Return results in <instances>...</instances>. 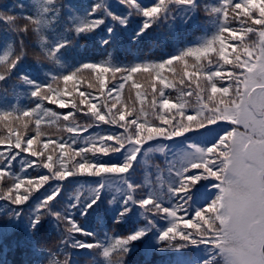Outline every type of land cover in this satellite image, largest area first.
<instances>
[{"label": "snow or ice", "instance_id": "6c2138e0", "mask_svg": "<svg viewBox=\"0 0 264 264\" xmlns=\"http://www.w3.org/2000/svg\"><path fill=\"white\" fill-rule=\"evenodd\" d=\"M115 3L119 11L111 0H93L84 8L72 0H32L27 16L0 11L5 26L0 82L14 78V87H23L36 101L28 109L19 104L0 107V125L7 133H0V201L5 202L0 215L7 217L9 227L24 218L34 250L45 221L63 226L65 258L49 264H80L69 248L85 250L79 254L85 264L87 258L91 264H127L137 243L143 245V264L170 251L177 255L162 264H264V0ZM19 7L23 10L24 5ZM200 11L208 14L210 32L166 59L121 68L110 53L104 61L107 67L76 58L80 41L96 36L98 29L104 32L100 43L106 48L118 47L125 35L128 41L152 37L154 45L163 44L175 40L178 25L196 26ZM163 22H168L167 30L160 38L156 33ZM29 32L46 62L26 63L23 37ZM188 58H194V72L184 76L196 77L192 83L181 77L183 87H178L161 78L166 66L174 61L187 65ZM141 70L154 72L161 86L153 82L149 104L137 108L122 102L120 90L125 87L122 81H132ZM84 72L97 73L98 88L86 82L103 96L99 106L89 98L91 92L78 89L79 99L68 102L73 111L61 115L44 106L48 101L67 108L63 97L73 94L67 84L72 81L75 87ZM106 72L116 81L110 86L103 77ZM117 73L122 74L120 80ZM132 87L139 89L140 84L133 81ZM136 97L143 105L139 91ZM74 112L83 113L86 122L77 123ZM32 117L34 127L29 130L33 121L24 118ZM61 120L66 138L48 136L41 129L42 121ZM17 123L24 132L13 127ZM173 138L180 139L169 158L172 146L164 141ZM156 153L164 155L165 165L163 170L155 165L152 174L147 165ZM45 169L48 174L28 175V170ZM65 181L75 193L61 204L64 188L59 182ZM49 182L50 193H39ZM101 212L124 226V233L88 230L76 218ZM185 249L191 254L185 255Z\"/></svg>", "mask_w": 264, "mask_h": 264}, {"label": "trees", "instance_id": "16d2710c", "mask_svg": "<svg viewBox=\"0 0 264 264\" xmlns=\"http://www.w3.org/2000/svg\"><path fill=\"white\" fill-rule=\"evenodd\" d=\"M62 2L67 3L68 0H62ZM74 4H76L80 8L87 7L88 4L92 3L93 0H72ZM113 3V7L117 8V11L120 10L117 7L115 0H111ZM145 3L151 2V0H144ZM203 3H214L215 0H200ZM24 5L23 10L20 9V5ZM31 4L32 0H0V11L7 12L8 14L14 16H27L31 14ZM63 15V11H62ZM196 26L189 24L188 26H177L176 33H175V40H169L164 42L163 44L154 45L152 43V37L145 38L139 42L136 41H128L126 35L122 41V43L118 47H105L102 43H100V36L104 35V32L100 29L96 30L97 35L88 39V40H81L80 45L81 47L77 50L76 58L77 59H84L86 62H97L101 63L102 66L107 67L108 65L104 64V61L108 58L106 53H110L116 57L117 62L121 68H126L130 64H134L141 61H158L161 57L168 58L169 55L175 54L177 49L195 46L200 37H202L206 32H210V25H209V17L208 14L200 11L195 18ZM20 21L25 22L23 19ZM136 21L134 20L132 23L134 24ZM168 22H163L159 25V30L156 35L162 38L163 33L167 30ZM5 26L0 23V35L4 34ZM227 35V34H225ZM25 40V44L27 46V64L35 63L37 60L42 62L44 61L43 55L40 52V49L35 46L37 44L36 36L29 32L27 36L23 37ZM234 41L226 40V44H231ZM219 47V45H217ZM229 53H231V49L229 48ZM230 58L232 56L230 55ZM194 58L187 59V65L182 62H173L172 65L166 66L163 70H161V78L167 79L169 82L175 83L178 87H183L179 85L180 75L178 70V66H187L189 69L194 71L192 65L194 64ZM228 67V66H225ZM171 69V70H170ZM151 70H149L150 72ZM143 70L139 71L138 73L133 74V80L127 81L124 80L122 82L125 83L124 89L120 90L121 100L125 104L132 106L133 104L139 108L141 106L147 107L151 100V93L149 91L145 82L139 77L142 73H148ZM88 74L94 80L96 77L95 72H84L81 74L82 79H79L75 83V87L72 81H69L67 84L68 88L73 89V94L71 97H63L66 103L71 100H78L79 99V91H88L92 93V96L89 97L93 103H99L103 100V96L100 95L98 91L95 89H88L87 83L84 81V75ZM120 73L116 74V79H121ZM104 79L106 80L107 84L110 86L116 81L113 80V75L111 72H106L103 74ZM150 78L152 83L154 82L157 87H160L159 79H155V73L152 72L150 74ZM96 80V79H95ZM140 84L139 89H135L132 87V83ZM16 84L15 79L7 80L5 82H0V107H8L9 105H17L19 104L21 107L28 109L34 107L35 98L30 97L25 91V89L21 86H15ZM97 88H98V81H97ZM55 87V85H53ZM61 87L63 88L64 85L61 83ZM77 89L79 91H77ZM139 91L141 93V97L143 98V105L141 104V99L136 97V92ZM166 92H170L171 95L174 97L176 95L175 91L172 89H166ZM108 93V89L104 90V95L106 96ZM115 95V94H113ZM111 99V97H109ZM175 102V101H174ZM44 106L51 108L54 111H57L63 114H67L69 111H73L72 104L68 103L67 108H60L58 104H51L48 101L44 102ZM87 107V106H82ZM77 123L83 124L86 122V118L83 113H75ZM31 119L33 123L29 125V130L34 127V117L27 118ZM63 120L60 121L59 124H48L45 121H42L41 129L46 133L48 136H52L54 138L60 137H67L69 135L66 132V129L63 128ZM18 130L17 127H14ZM19 131V130H18ZM89 131H96V129H90ZM20 132V131H19ZM24 132V130L22 131ZM0 133L7 134L6 131H1ZM45 137H41L43 140ZM180 138H177L179 140ZM175 142V141H174ZM36 147V146H34ZM52 146H50L51 149ZM28 155V154H25ZM160 153H156L151 157L154 161H149L147 167L150 173H155V165H159L160 168L163 170L165 165V160H163V155ZM170 155V154H169ZM107 159V157H105ZM158 159V160H156ZM18 167V165H17ZM39 174H48L47 170H28L29 177H35ZM138 177L141 176L140 173L137 174ZM154 178V175H153ZM72 179V178H68ZM62 184L64 191L59 197V202L61 204H66L67 200L70 196L74 195L75 188L69 185L67 181L59 182ZM49 182L45 184L41 189H39V193H44L47 191L50 193L51 187ZM54 186V185H52ZM27 187V185H26ZM78 187V186H77ZM24 189H21V194H23ZM199 199V197H198ZM4 201H0V204H4ZM203 203V201H201ZM16 207V206H12ZM98 216L102 218H98ZM77 220L88 230H93L98 233H120L123 234L125 231L124 226L116 225L110 218V216L99 213L97 215H92L87 217V219L81 218L79 216L76 217ZM188 218V217H185ZM14 226L9 227V220L5 215H0V264H49L50 260L60 259L63 260L64 257V245L62 241L65 237V233H63L61 227H57L54 222L45 221L44 228L36 235L35 237V244L36 250H34L32 243L26 238V233L24 229L25 220L22 217L19 221L11 222ZM183 227V224L180 225ZM76 239L88 240L91 242V238H86L81 236L80 234H75ZM70 244V241H69ZM199 248L203 249V246H199ZM71 253H73V259H78L80 264H85L86 258L79 255L85 250L80 249H68ZM185 255H190V251L188 249L183 250ZM51 254V255H50ZM177 255L175 251H170L166 254L157 253L152 256L151 264H162L163 261L168 259L174 258ZM143 245L137 243L135 249L132 252V255L128 257L127 264H143ZM87 264H91V258H87Z\"/></svg>", "mask_w": 264, "mask_h": 264}, {"label": "rangeland", "instance_id": "374dc122", "mask_svg": "<svg viewBox=\"0 0 264 264\" xmlns=\"http://www.w3.org/2000/svg\"><path fill=\"white\" fill-rule=\"evenodd\" d=\"M18 23H19L20 25H23L25 22L19 20ZM178 70H180V71H179L180 78L183 77V78L185 79L186 83H192L193 80L196 79V77H188V76H184V73H185V72H194L192 69H189L187 66H178ZM139 77L145 82V84H146L148 90H149V91H152V88H151L152 81H151V78H150V74H148V73H142V74L139 75ZM84 81H85V82H86V81H93V82H95V83L97 84V81H96L95 79L93 80L92 77H91L90 75H88V74H85V75H84ZM201 82H202V81H201ZM86 83H87V82H86ZM96 86H97V85H96ZM194 87H195V85H194V83H193V88H194ZM192 99H194V97H192ZM24 119H27V118H24ZM13 127H17L18 130H19L20 132H22V131L24 130L23 127H22L19 123L14 124ZM1 131H4L2 125H0V132H1ZM176 139H177V138H173L172 141H164L165 143H167V144H169L170 146H172V147H170L169 150H168V151H169V154L171 153L172 150H174V141H176ZM149 143H153V142H149ZM161 155H163V154L160 153V155H158V156H161ZM169 158H170V155H169ZM156 160H158V159H156ZM163 160H165V159H164V155H163ZM149 161H154V159H153L152 157H150Z\"/></svg>", "mask_w": 264, "mask_h": 264}]
</instances>
